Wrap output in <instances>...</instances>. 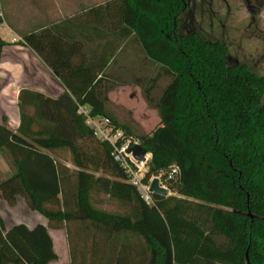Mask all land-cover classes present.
I'll use <instances>...</instances> for the list:
<instances>
[{
  "label": "trees",
  "instance_id": "16d2710c",
  "mask_svg": "<svg viewBox=\"0 0 264 264\" xmlns=\"http://www.w3.org/2000/svg\"><path fill=\"white\" fill-rule=\"evenodd\" d=\"M181 1L108 2L118 5L112 14L123 23L124 48L134 39L144 58L160 64L153 76L130 74L160 115L147 133L119 120L98 76L122 41L97 66L63 71L68 63L45 52V30L23 34L68 90L52 97L22 87L17 128L0 121V154L10 166L0 177V200L14 204L20 195L47 219L6 227L0 215V264L57 260L50 227L65 229L68 264H264V74L231 60L220 41L177 32ZM7 43L0 36V57ZM161 75L169 81L155 98ZM81 104L122 131L118 145L129 139L145 147L143 183L159 176L179 195L149 192L146 199ZM108 199L118 209L99 205Z\"/></svg>",
  "mask_w": 264,
  "mask_h": 264
},
{
  "label": "crops",
  "instance_id": "0c3cea01",
  "mask_svg": "<svg viewBox=\"0 0 264 264\" xmlns=\"http://www.w3.org/2000/svg\"><path fill=\"white\" fill-rule=\"evenodd\" d=\"M110 1L0 0V36L8 42L0 57V121L4 118L11 128H17L20 120L18 94L22 87L52 97L68 90L58 74L24 43V33L42 30L47 34L42 39L45 52L58 64L68 63L69 67L63 71L80 64L97 66L115 44L122 41V46L116 49L98 76L103 74L111 102L133 106L126 92L129 91L130 96L134 91L139 92L140 87L123 79L130 67L132 74L140 71L139 54L135 55L134 39L124 48L123 23L112 14L118 10V5L109 4ZM81 106L90 108L88 104Z\"/></svg>",
  "mask_w": 264,
  "mask_h": 264
},
{
  "label": "rangeland",
  "instance_id": "374dc122",
  "mask_svg": "<svg viewBox=\"0 0 264 264\" xmlns=\"http://www.w3.org/2000/svg\"><path fill=\"white\" fill-rule=\"evenodd\" d=\"M181 2L174 22L177 32H197L209 40L220 41L226 45L231 60L245 64L257 74H264V0H182ZM151 15L161 22V14ZM167 25L168 22L162 24V30H167ZM131 43L132 39L127 42V45L130 46ZM133 44L136 50L135 55L139 54L140 71L138 73L145 78L155 75L160 64L152 63L144 58L143 51L137 41L134 40ZM127 70L132 74L131 67ZM129 73H125L124 81H132ZM168 81L169 77L166 75L159 77L153 89L155 98L160 95ZM137 85L140 87L139 92L134 91L130 96L128 95L129 91L126 92V97L132 101L133 106H126L122 102H111L114 105L112 110L119 120L129 124L133 131L147 133L160 123V115L155 104L146 99L142 87ZM134 142L139 141L134 140ZM125 143L128 148L132 145L129 144V141ZM146 155L148 159L150 154ZM64 156L66 163L71 165L67 152L64 153ZM147 159L143 162L137 161V164L134 163L133 176L135 180H140L144 175L147 169L145 164ZM9 172V164L0 154V177H5ZM140 191L143 195L147 194L143 189ZM169 193L179 195L171 190ZM99 205L106 209H118L117 202L112 199ZM0 213L6 227L16 222H24L28 225L37 222L47 223L46 217L37 210L29 208L20 195L17 196L14 204H9L1 199ZM49 231L58 254L55 264H68L69 253L65 229L50 227Z\"/></svg>",
  "mask_w": 264,
  "mask_h": 264
},
{
  "label": "built area",
  "instance_id": "2783aa9c",
  "mask_svg": "<svg viewBox=\"0 0 264 264\" xmlns=\"http://www.w3.org/2000/svg\"><path fill=\"white\" fill-rule=\"evenodd\" d=\"M90 108L79 106L78 111L82 112L86 117V122L93 128L94 133L102 138L109 140L113 145V157L120 162V164L126 169V171L131 176V181L136 183L139 190L143 189L147 192L144 197L149 200V183H143L141 180H135L133 176V167L134 163L137 164V161L128 151V145L125 143L129 141V139L125 140L123 143L118 145L116 143L117 138L122 136V131L120 129H114L112 124L110 123V119L107 116L102 115H91L89 113ZM143 162V161H140ZM177 172V167L173 166L169 171V176L171 177ZM141 179V178H140ZM139 183V185H138Z\"/></svg>",
  "mask_w": 264,
  "mask_h": 264
},
{
  "label": "water",
  "instance_id": "95a60500",
  "mask_svg": "<svg viewBox=\"0 0 264 264\" xmlns=\"http://www.w3.org/2000/svg\"><path fill=\"white\" fill-rule=\"evenodd\" d=\"M128 151L131 152L132 156L138 160V161H145L147 159V151L145 147L139 143V142H134L129 148ZM149 192H154L158 194H168L169 189L161 184L160 179L158 176L152 177L149 187H148Z\"/></svg>",
  "mask_w": 264,
  "mask_h": 264
}]
</instances>
